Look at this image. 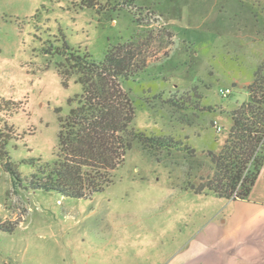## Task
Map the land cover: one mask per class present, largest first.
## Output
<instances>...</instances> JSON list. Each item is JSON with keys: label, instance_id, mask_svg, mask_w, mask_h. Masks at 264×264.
I'll return each mask as SVG.
<instances>
[{"label": "rangeland", "instance_id": "1", "mask_svg": "<svg viewBox=\"0 0 264 264\" xmlns=\"http://www.w3.org/2000/svg\"><path fill=\"white\" fill-rule=\"evenodd\" d=\"M94 1L0 0V100L19 103L13 113L0 111V131L7 133L3 120L13 127L0 153V224L17 225L0 231V264H137L131 247L158 246L154 222L168 208V188L213 175L207 151L221 150L230 111L249 100L248 85L264 58V2ZM132 39L145 43L147 56V68L123 83L136 106L133 125L193 146L195 155L135 143L100 192L72 198L37 187L41 167L55 161L68 100L82 93L75 77L65 84L58 73V49L66 42L99 61ZM222 88L230 89L228 97ZM188 94L200 103L167 100ZM6 163L22 181H14Z\"/></svg>", "mask_w": 264, "mask_h": 264}, {"label": "trees", "instance_id": "2", "mask_svg": "<svg viewBox=\"0 0 264 264\" xmlns=\"http://www.w3.org/2000/svg\"><path fill=\"white\" fill-rule=\"evenodd\" d=\"M96 2L88 0L86 5L94 6ZM144 49V42L128 40L110 47L99 61L88 51L72 48L66 42L58 49L63 56L57 62L58 73L65 84L75 77L82 93L68 100L70 109L60 117L55 161L41 167L44 176L36 175L37 187L72 198L100 192L114 182L116 170L124 164L135 143L148 151L195 155L193 146L133 125L136 106L123 83L135 80L147 68ZM248 90L249 100L230 111L232 125L221 151H207L215 167L213 175L199 185L182 187L185 190L222 198L246 196L250 192L264 163V58L257 65ZM200 98L171 95L167 100L187 107L199 104ZM18 109V102L1 98L0 111L4 115ZM2 122L7 133L0 131V153L6 152L13 133V127L5 120ZM6 167L15 182L22 181L14 165L6 163ZM15 225L1 223L0 231L11 232Z\"/></svg>", "mask_w": 264, "mask_h": 264}, {"label": "crops", "instance_id": "3", "mask_svg": "<svg viewBox=\"0 0 264 264\" xmlns=\"http://www.w3.org/2000/svg\"><path fill=\"white\" fill-rule=\"evenodd\" d=\"M168 190V208L154 222L158 246L130 248L137 264H264V163L246 196Z\"/></svg>", "mask_w": 264, "mask_h": 264}, {"label": "built area", "instance_id": "4", "mask_svg": "<svg viewBox=\"0 0 264 264\" xmlns=\"http://www.w3.org/2000/svg\"><path fill=\"white\" fill-rule=\"evenodd\" d=\"M229 94H230V89L229 88H222L221 89V96L222 97H228ZM215 127H216V130L218 132L222 131V126L217 121H215Z\"/></svg>", "mask_w": 264, "mask_h": 264}]
</instances>
